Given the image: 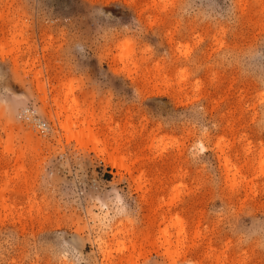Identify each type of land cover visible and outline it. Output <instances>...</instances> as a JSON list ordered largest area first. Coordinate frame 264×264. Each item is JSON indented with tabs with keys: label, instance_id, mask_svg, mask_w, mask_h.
<instances>
[{
	"label": "rangeland",
	"instance_id": "374dc122",
	"mask_svg": "<svg viewBox=\"0 0 264 264\" xmlns=\"http://www.w3.org/2000/svg\"><path fill=\"white\" fill-rule=\"evenodd\" d=\"M0 264H264V0H0Z\"/></svg>",
	"mask_w": 264,
	"mask_h": 264
},
{
	"label": "bare ground",
	"instance_id": "6f19581e",
	"mask_svg": "<svg viewBox=\"0 0 264 264\" xmlns=\"http://www.w3.org/2000/svg\"><path fill=\"white\" fill-rule=\"evenodd\" d=\"M126 47H127V43L126 44H123L122 45V48L125 50L126 49ZM127 51V50H126ZM70 87V86H69ZM68 86H66V94L67 95H69L70 93H71V89L69 88ZM54 103L56 104V106H57V108H58V113H57V118H59V117H62V121L61 122H59V128L66 134V135H71V133H72V129L73 128H75V126L78 124L79 126H81V127H83V126H85V124L87 125V123H86V119H87V117H84V119L85 120H82L81 121V119L82 118H80V120H78V122H77V120H76V118L78 117V115L80 114V112L79 111H77L76 110V104H75V101H70V103H68V100H67V102H66V100L64 101V103H62V104H58V102L56 101V100H54ZM76 107V108H75ZM79 118V117H78ZM89 120H91V118L89 119ZM80 121V122H79ZM90 123V122H89ZM88 123V124H89ZM92 123V122H91ZM89 126V125H88ZM80 127V128H81ZM76 128H78L77 126H76ZM85 129L87 130V126H85ZM86 130L84 131V129H81V131L80 132H78L77 134H74V138H75V140L77 141V142H79V143H85V142H87L88 141V143H92V144H94V145H96L97 146V144L100 142H98V140H97V138L96 137H98L97 135H96V137L94 136L95 134L93 133V135L92 134H90L89 133V130H88V132H86ZM70 137H72V136H70ZM224 170H225V173H226V175H228V173H229V168H228V160H224ZM231 172V171H230ZM236 172V171H235ZM227 178V177H226ZM175 189V188H174ZM178 189V188H177ZM177 190H175V192H176ZM178 193V192H177ZM178 216H174V217H170L168 220H167V226H165V229L164 230H162V231H160V234L159 235H161V238H162V240H163V242H164V244H166V245H168V246H170V245H172L171 244V238H172V236L169 234V232H168V228H171L172 230L174 229L175 230V239H176V244L179 246V244L181 243L180 242V237H182L181 235H182V233H184L183 231H184V229H183V222L179 219V218H177ZM162 221H164V220H162ZM161 223V222H160ZM164 224V223H163ZM162 225V224H161ZM164 226V225H163ZM174 230H173V232H174ZM172 234V233H171ZM175 242V241H174ZM176 246V245H175ZM173 248H174V246H173ZM177 248V247H176ZM174 251V250H173ZM176 251H178V250H176ZM175 251V252H176ZM173 254V253H172ZM171 254V256H173ZM177 254H179V253H177ZM175 257H176V255H174Z\"/></svg>",
	"mask_w": 264,
	"mask_h": 264
}]
</instances>
